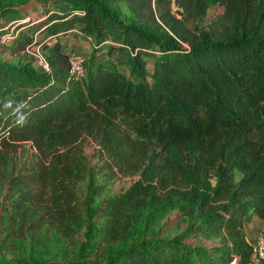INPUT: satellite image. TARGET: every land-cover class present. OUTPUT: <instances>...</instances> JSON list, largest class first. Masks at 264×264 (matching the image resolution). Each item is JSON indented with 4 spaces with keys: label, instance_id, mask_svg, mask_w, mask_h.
Segmentation results:
<instances>
[{
    "label": "trees",
    "instance_id": "16d2710c",
    "mask_svg": "<svg viewBox=\"0 0 264 264\" xmlns=\"http://www.w3.org/2000/svg\"><path fill=\"white\" fill-rule=\"evenodd\" d=\"M67 1V12L39 20L0 13V33L18 20L6 43L20 57L0 60V235L24 238L46 226L71 236L105 210L112 217L101 257L28 264H253L244 225L250 213L264 220V0H117L131 21L105 0ZM218 5L224 12L200 26ZM78 24L96 45L86 76L70 73L59 39L41 47L51 70H38L27 51L37 43L32 32L58 38ZM107 40L114 43L104 49ZM92 141L97 165L86 153ZM96 169L141 177L100 199ZM170 206L193 216V226L174 238L148 236L149 216L136 212ZM202 235L220 241L185 240Z\"/></svg>",
    "mask_w": 264,
    "mask_h": 264
},
{
    "label": "rangeland",
    "instance_id": "374dc122",
    "mask_svg": "<svg viewBox=\"0 0 264 264\" xmlns=\"http://www.w3.org/2000/svg\"><path fill=\"white\" fill-rule=\"evenodd\" d=\"M105 2L111 9L121 14V17L126 18V20L131 21V19L135 18L128 5L117 0H105ZM70 8L71 4L67 0H0V13L2 12V9H5L7 12L10 11L11 15H13L15 12L12 10H19L25 17L20 21L44 19L47 15L46 12L55 11L58 13H64ZM173 11L177 14L176 6L173 7ZM223 12L224 7L222 5L211 8L204 16L200 26L209 29L208 26ZM4 19L5 18H1L3 22L5 21ZM17 21L18 20L12 19L11 22L5 25L2 29L4 32L0 33V60L12 63H18L20 60L18 55H13L8 49L11 46L10 43H6L7 40H10L11 34L18 33ZM78 27H80V24H78L70 33L61 35L58 38H52L50 42L54 43L56 39H59L64 42L66 47L71 46L74 48L75 52L72 53L85 55L86 57L91 58L93 53H95V40L91 41L88 37L83 36L82 33L79 32ZM35 30L36 31L32 32V36L37 43L32 47H29L27 51L29 55L34 57L33 65L38 70L42 71L38 58L40 56L46 59L45 51H43L41 47L44 43H46L49 36H47L45 32L40 31V28H36ZM111 43H114V41L107 40L103 45L105 47L104 49H106V44ZM103 53L101 54V52L98 51V55H100L101 58L108 59V55H106L107 53ZM119 55H112V59L123 67L125 66V61L123 58H120ZM152 64L153 61L150 59L148 61V68L150 70L153 68ZM96 148V143L92 141L86 150L92 165L100 163V158L95 152ZM140 177L139 173L127 175L118 173L112 175L109 170L96 169L93 181L95 184L103 187V191L98 196L101 199L110 195L123 193L135 181L139 180ZM239 177L240 176H238V178ZM88 183V179H86L82 181L79 186V194L82 199L87 196ZM4 201H6V199L4 198L3 193H1L0 226H4L5 223V220H3L2 207V203ZM144 209L145 208L141 207L136 213L138 216L143 215L144 213L149 216L150 227L147 232L148 236L157 235L158 237L165 239L174 238L193 226V216L187 214L178 206H170V208L165 209L161 214H159V212H155V210L149 211L147 209L144 212ZM104 211H97L93 214L91 213L90 215H87L82 227L71 236L63 235L55 229L47 228L46 226L24 238L15 236L6 240L0 235V264H28L31 260L77 261L80 258L97 259L101 257L100 252L102 250L100 247L104 245L102 238L106 233H104L105 227L108 229V226L110 225L109 221L112 217L111 215L108 216ZM133 212L134 210L130 211V213ZM140 217L143 218V216ZM249 218L250 217L248 215L245 221V224L247 223L246 229L248 231V234L247 232L246 234L250 242L254 244L257 238L261 234H264V224L261 228H258L255 231V229L251 228L253 220L251 221ZM195 223L199 224L200 221H195ZM254 225L258 227V224L256 225L253 222L252 226L254 227ZM250 231H252V234ZM185 240L191 245L201 244L207 247L218 244L220 237H206L202 235L197 238H193V236H191ZM122 243L127 245L125 242ZM103 247L108 246L104 245ZM257 258L261 261L264 260V258L260 256Z\"/></svg>",
    "mask_w": 264,
    "mask_h": 264
},
{
    "label": "built area",
    "instance_id": "2783aa9c",
    "mask_svg": "<svg viewBox=\"0 0 264 264\" xmlns=\"http://www.w3.org/2000/svg\"><path fill=\"white\" fill-rule=\"evenodd\" d=\"M52 38L53 37H49L47 40H51ZM88 38L91 41H93L91 37ZM38 62L42 67V71L51 70L49 63L45 58L39 56ZM70 63H71L70 73L72 75H75L77 77L86 76L88 69H87V57L85 55L72 53L70 55ZM253 249H254V259L259 256L262 258L264 257V234H261L257 238L256 242L253 244ZM231 264H235V262H232Z\"/></svg>",
    "mask_w": 264,
    "mask_h": 264
},
{
    "label": "crops",
    "instance_id": "0c3cea01",
    "mask_svg": "<svg viewBox=\"0 0 264 264\" xmlns=\"http://www.w3.org/2000/svg\"><path fill=\"white\" fill-rule=\"evenodd\" d=\"M83 36H85L84 34H82ZM85 37H87V36H85ZM65 50H66V52H68L70 55L72 54V52H75V50H74V48H72L71 46L69 47H66L65 48ZM249 219L252 221L253 220V222L257 225L258 224V227H256L255 225H254V227L252 226V223H251V228L252 229H255V231L258 229V228H261L262 226H263V224H264V220L262 219V218H260L259 216H257V215H254V214H252V213H250L249 214ZM247 224V223H246ZM246 224L244 225V228H245V231L247 232V234H248V231H247V229H246ZM254 231V232H255ZM251 232V234H252V231H250ZM253 232V233H254ZM249 236V235H248ZM248 238V237H247ZM264 258V257H263ZM253 264H264V260L263 261H261L260 259H258V258H255L254 259V261H253Z\"/></svg>",
    "mask_w": 264,
    "mask_h": 264
},
{
    "label": "clouds",
    "instance_id": "9594fccd",
    "mask_svg": "<svg viewBox=\"0 0 264 264\" xmlns=\"http://www.w3.org/2000/svg\"><path fill=\"white\" fill-rule=\"evenodd\" d=\"M18 123H22L21 121H18Z\"/></svg>",
    "mask_w": 264,
    "mask_h": 264
}]
</instances>
